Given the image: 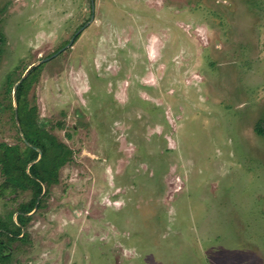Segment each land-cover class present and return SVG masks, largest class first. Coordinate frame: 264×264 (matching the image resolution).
Listing matches in <instances>:
<instances>
[{
    "label": "rangeland",
    "instance_id": "374dc122",
    "mask_svg": "<svg viewBox=\"0 0 264 264\" xmlns=\"http://www.w3.org/2000/svg\"><path fill=\"white\" fill-rule=\"evenodd\" d=\"M93 3L0 0V156L70 152L0 264H264V0Z\"/></svg>",
    "mask_w": 264,
    "mask_h": 264
},
{
    "label": "trees",
    "instance_id": "16d2710c",
    "mask_svg": "<svg viewBox=\"0 0 264 264\" xmlns=\"http://www.w3.org/2000/svg\"><path fill=\"white\" fill-rule=\"evenodd\" d=\"M3 43V36L0 32V47ZM1 54V50H0ZM18 94V90L16 91ZM27 127L26 123H22V130ZM255 133L258 136H264V123L260 121L255 127ZM25 156L23 158L14 157L12 147L2 145L3 153L0 156V165L2 166V172L5 175V182L3 186L24 188L28 185L33 188L35 194V200L41 195L42 184H54L58 180L56 169L62 166L70 158L69 151H66L62 145L56 146V151L51 162L47 160L48 150L47 147L40 144L38 141L31 140L27 135ZM39 149L42 153L39 161L32 165L28 173L25 172V166L28 160L34 161L37 159V151ZM30 207H20L17 215V223L20 227L25 226L24 215L30 212ZM3 233V232H0ZM1 257V251H0Z\"/></svg>",
    "mask_w": 264,
    "mask_h": 264
},
{
    "label": "water",
    "instance_id": "95a60500",
    "mask_svg": "<svg viewBox=\"0 0 264 264\" xmlns=\"http://www.w3.org/2000/svg\"><path fill=\"white\" fill-rule=\"evenodd\" d=\"M93 5H94L93 0H91L92 12H93V8H94ZM92 19H93V15L91 16V20H92ZM77 33H79V32H77ZM77 33H76L75 35H77ZM73 42H74V38H72V39L70 40L69 44H68L66 47H64L62 50H60L59 52H62V51L65 50L68 46H72ZM55 56H56V54H55L54 56H52L51 58H53V57H55ZM48 59H50V58L44 59V60H42V62H46ZM30 69H31V67L27 70V72H28ZM22 79H23V78H21V80L15 85V87H14V94H15L16 88L18 87V85H19V83L22 81ZM36 151L39 153V155L41 154V152H40L38 149H36Z\"/></svg>",
    "mask_w": 264,
    "mask_h": 264
}]
</instances>
